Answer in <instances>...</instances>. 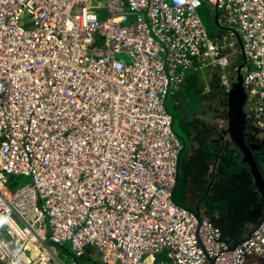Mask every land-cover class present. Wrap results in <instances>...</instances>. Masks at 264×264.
Wrapping results in <instances>:
<instances>
[{
  "label": "built area",
  "instance_id": "built-area-1",
  "mask_svg": "<svg viewBox=\"0 0 264 264\" xmlns=\"http://www.w3.org/2000/svg\"><path fill=\"white\" fill-rule=\"evenodd\" d=\"M208 1L219 33L202 0H0V264H65L66 241L98 264L264 257V219L231 244L175 198L183 140L167 99L188 75L216 70L227 93L239 49L264 125V0Z\"/></svg>",
  "mask_w": 264,
  "mask_h": 264
},
{
  "label": "crops",
  "instance_id": "crops-1",
  "mask_svg": "<svg viewBox=\"0 0 264 264\" xmlns=\"http://www.w3.org/2000/svg\"><path fill=\"white\" fill-rule=\"evenodd\" d=\"M246 109L247 107L244 105L246 116L242 130H238L237 133L233 134L229 130L227 107V133L226 137L223 136V140H218L215 137L212 138L213 143L206 140L207 133L217 131L218 128L224 130L221 122L217 119L212 118L213 121H210L209 125L199 123L203 127V133L195 127L200 131L198 135H194V130L190 129L187 133L188 140L183 135L185 140L183 139L179 157L176 192L180 190V195L177 196L175 192V198L187 207L195 211H201V214H210L216 217L219 214L216 202L222 197L223 191V195L226 196L230 205L235 208L234 218L243 224L239 227L230 225L231 229L227 235L229 238H245L264 216V193L260 189L255 175L256 169L259 168L264 176V125H261L257 119L250 117ZM215 121L217 122L213 124ZM218 123L220 124L217 125ZM209 126H212V129H209ZM201 136H203V139ZM214 143L216 145L213 146ZM227 148H233L234 155L238 156L237 161L242 162L241 172L233 176L231 181L247 178L249 179L247 186L239 184L232 187L229 186L230 183L226 182L221 185L224 186L222 189H220V186H216L219 183V178L214 177V174L216 176V172L219 171L217 164L221 160V150ZM209 150H212V153L208 154ZM211 154H213L212 157L214 156L213 159L209 157ZM214 160H217L216 164L213 163ZM252 196L255 198L254 201L250 200ZM231 219L233 220V218ZM89 250L96 249L92 247ZM169 264L173 263L170 262ZM245 264H264V258L249 255Z\"/></svg>",
  "mask_w": 264,
  "mask_h": 264
},
{
  "label": "rangeland",
  "instance_id": "rangeland-1",
  "mask_svg": "<svg viewBox=\"0 0 264 264\" xmlns=\"http://www.w3.org/2000/svg\"><path fill=\"white\" fill-rule=\"evenodd\" d=\"M202 1L203 3L201 7L199 8V12L209 30V33L211 34L219 33L221 30L220 28H218V25L215 20L216 9L211 6L208 0H202ZM228 56L230 59V63H229L230 72L233 75L235 73L238 74V71L237 69H235V66L240 65L242 63L241 61L242 56H243L242 53L240 52L239 49L231 50L228 53ZM214 72L216 74V70L211 71L209 69H206L205 71L192 72L191 76L189 77L188 75L186 78V81L182 83L177 89H175L169 95L167 99L168 107L174 114V127L176 131L179 133V135L184 140H185V137H186V140H188L187 133L190 129L194 130V135H198L200 131L202 132L203 127L200 126L199 123L204 124V125L205 124L209 125L211 123L210 121H213V119H216V117L212 119V116H214L217 111L212 110L211 103H208V102L209 101L216 102L220 100V97L226 96L227 93H225L223 90H222L223 92L221 91L222 93H218L217 91L213 90L212 86L215 83V81L213 80V76L215 74L214 75L212 74ZM191 78L195 79L198 82L197 90H195V85ZM208 79H209L208 84H210L209 89L205 87V82H206L205 80H208ZM216 104L218 105V103ZM217 120L221 122L224 130L221 128H218L217 131L210 132L209 134L207 133L206 140H210V142L213 141L212 140L213 137L217 138L218 140H223L224 139L223 136L226 137V133H227L226 119L221 118ZM216 122L217 121H215L213 124H215ZM219 124L220 123H218L217 125ZM212 126L211 127L209 126V129H212ZM195 127H197L200 131L196 129ZM201 138L203 139V136H201ZM214 145L216 144L214 143L213 146ZM221 151L225 152V149H222ZM213 163L216 164L217 160H214ZM240 164H242V162ZM221 165H222V162L219 160L217 164V169ZM214 177H219V171L216 172V176L214 174ZM13 180L15 181L16 185L12 186V188H18L22 185H25L28 182H32V176L30 174L15 175ZM176 194L177 196L180 195V190H177ZM64 247L66 248V250L59 248V247H58V250H54L55 253L62 259L63 263L65 264H98L97 259L96 260L92 259L93 250H89L93 247L92 245L86 248L87 250L82 256L76 255V253L73 250H71L70 241H66L64 243ZM165 254H166V251L157 252L156 253L157 260L159 261L160 259H163L164 261H167V257L165 256ZM49 264H58V262L57 260H53Z\"/></svg>",
  "mask_w": 264,
  "mask_h": 264
},
{
  "label": "trees",
  "instance_id": "trees-1",
  "mask_svg": "<svg viewBox=\"0 0 264 264\" xmlns=\"http://www.w3.org/2000/svg\"><path fill=\"white\" fill-rule=\"evenodd\" d=\"M215 20H216V23L218 25V28L221 29V26H219V24L217 22L216 14H215ZM214 74L215 73H213L212 75H214ZM215 77H216V79H215ZM191 79L194 82L195 90H197L198 89V82L193 78H191ZM213 80L215 81V83L212 86L213 90L217 91L218 93H222L223 91H222V88L220 86V83H219V80H218L216 74L213 76ZM202 81H204V80H202ZM217 81H218V83H217ZM199 99H201V98H199ZM227 100H228V98H227V94H226V96L220 97V100H218L216 102H210V101L208 102V103H211V109L217 111L215 113V115L212 116V118L216 117V119H221V118L227 119V107H228V101ZM207 101H208V99H207ZM216 103H218V105ZM202 105H204V104H202ZM225 106H227V107H225ZM233 151H234L233 148H230V149L227 148V149H225V152H221V154H220V158H221L220 161L222 162V165H221V168L219 167V177H218L219 183L216 184V186L217 185L220 186V189L224 188V186H221L222 184L224 185V182H226L228 184L230 183L229 186H232V187H235L239 184L240 185L244 184L245 186H247V184H249V179H247V178H242V179H237L235 181H231V178L233 176L237 175L238 173H240L242 170V168H241L242 165L237 161L238 156L236 154L234 155ZM209 153H212V150H209L208 154ZM212 155L213 154L209 155V157H211L213 159L214 156L212 157ZM250 200L254 201L255 200L254 196L250 197ZM216 208H217L218 213H219L216 217L213 215H210V214H208V215L211 217V220L213 221L214 224L221 227L222 237L224 239H226L227 241H229L231 244H236L238 241H240L244 237H241V238H234V237L229 238V237H227L228 232L231 229L230 225L235 226V227H239V226H242L243 224L241 222H239V220H236L234 218L233 212L235 211V208H233L230 205V202H228L226 196L223 195V191H222V197L216 202ZM231 218H233L234 221ZM263 219H264V216L262 217V220Z\"/></svg>",
  "mask_w": 264,
  "mask_h": 264
},
{
  "label": "water",
  "instance_id": "water-1",
  "mask_svg": "<svg viewBox=\"0 0 264 264\" xmlns=\"http://www.w3.org/2000/svg\"><path fill=\"white\" fill-rule=\"evenodd\" d=\"M227 98L229 130H231L234 134L237 133L238 130H242L241 128H243L244 126L246 116V111L244 110L246 91L243 84V72L241 70H239L236 80L233 82L231 88L228 90ZM255 175L257 183L262 192L264 193V176L259 170V168L256 169ZM196 212L198 213V216L200 218L201 211ZM207 257L212 261V257L209 255L208 252Z\"/></svg>",
  "mask_w": 264,
  "mask_h": 264
}]
</instances>
